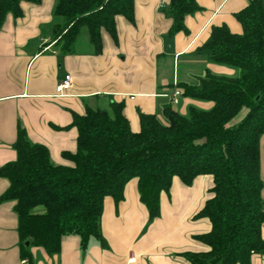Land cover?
I'll use <instances>...</instances> for the list:
<instances>
[{
  "label": "trees",
  "instance_id": "16d2710c",
  "mask_svg": "<svg viewBox=\"0 0 264 264\" xmlns=\"http://www.w3.org/2000/svg\"><path fill=\"white\" fill-rule=\"evenodd\" d=\"M43 1L0 0V30L8 15L22 18L25 4ZM200 10L197 0H168L170 34L185 32L187 16ZM55 14L64 22L55 27L54 48L74 53L87 28L101 53L104 36L118 41V18L136 23V0H60ZM236 19L242 34L215 26L204 49L210 62L237 68L239 76L206 70L196 83L179 84L184 96L213 102L211 110L191 107L183 116L165 105L164 121L141 113L137 133L123 103L112 102L111 112L89 107L83 114L73 112L71 125L62 129L77 130V151L63 153L65 165H54L46 145L33 144L19 131L17 160L0 169V177L10 183L0 201L15 203L24 259L33 263L34 247L57 255L72 235L80 238L83 250L91 239L108 249L102 231L108 197L118 206L127 184L136 179L140 199L155 220L175 178L191 186L201 176L214 179L209 199L195 215L211 222L209 232L195 236L208 251L183 256L192 264H252L254 254H264V0H250Z\"/></svg>",
  "mask_w": 264,
  "mask_h": 264
},
{
  "label": "crops",
  "instance_id": "0c3cea01",
  "mask_svg": "<svg viewBox=\"0 0 264 264\" xmlns=\"http://www.w3.org/2000/svg\"><path fill=\"white\" fill-rule=\"evenodd\" d=\"M58 1L25 4L24 16L8 15L0 30V169L17 160L14 144L20 130L33 144L49 148L54 165H65L63 153L77 151V130L62 129L71 125L73 112L83 114L88 107L107 110L112 102L123 103L124 115L137 133L141 113L158 114L164 121L165 105L183 116L191 107L205 111L214 107L213 102L184 96L180 83H196L206 70L229 77L239 74L234 67L210 62L204 47L215 26H226L234 34L244 32L236 14L250 0H197L201 10L187 16L185 32L174 35L168 0H136V23L118 18L117 42L106 35L101 53L91 49L90 41L84 53L75 52L77 41L72 54L53 47L54 30L60 25L54 17ZM67 75L73 86L60 96L57 86ZM175 90L182 92L178 104L173 102ZM92 97L94 108L86 103ZM261 167L264 180L262 149ZM9 186L0 177V199ZM213 186L211 176L198 177L191 186L175 178L171 194L161 198L162 206L169 199L171 203L151 220L140 199L138 180H132L118 206L111 197L105 200L102 231L110 248L91 239L83 250L80 238L72 235L64 238L57 255L32 248L33 263L22 257L15 203L0 201V264H192L183 253L208 251L195 236L209 232L211 222L195 215ZM252 264H264V254H254Z\"/></svg>",
  "mask_w": 264,
  "mask_h": 264
},
{
  "label": "rangeland",
  "instance_id": "374dc122",
  "mask_svg": "<svg viewBox=\"0 0 264 264\" xmlns=\"http://www.w3.org/2000/svg\"><path fill=\"white\" fill-rule=\"evenodd\" d=\"M58 1V0H57ZM60 1V0H59ZM58 1V2H59ZM165 6L164 7H162L161 8V12L163 13L164 12V10H165ZM54 17L56 18V19H59L60 20V24H63V22H64V19L62 18V17H60V16H56L55 14H54ZM54 28V27H53ZM54 30V29H53ZM53 30L51 31V34H49V36H50V40H53ZM90 41V37H89V32H88V29L87 28H84L83 30H82V32H81V35H80V37H79V40H78V46H77V48H76V46H75V52H79V51H83L84 53L87 51V48H86V46L88 45V43H90L89 42ZM92 47H91V49H94V46L92 45V44H90ZM183 67V66H182ZM235 69H237V68H235ZM238 70V69H237ZM239 71V70H238ZM239 74H240V71H239ZM239 74H238V76H239ZM86 103L89 105V106H91V107H93L94 108V97H92V98H89L87 101H86ZM108 111H111V108L109 107L108 109H107ZM263 138H264V136H262V138H261V143H260V147H261V149H262V152H263V165H264V144H262V140H263ZM264 168V167H263ZM169 199V198H168ZM166 203H171V200L169 199L168 200V202H165L164 204H163V206H162V208L164 209L165 207H166ZM161 205H162V203H161Z\"/></svg>",
  "mask_w": 264,
  "mask_h": 264
},
{
  "label": "built area",
  "instance_id": "2783aa9c",
  "mask_svg": "<svg viewBox=\"0 0 264 264\" xmlns=\"http://www.w3.org/2000/svg\"><path fill=\"white\" fill-rule=\"evenodd\" d=\"M73 86V78L71 75H67L65 80L57 86V93L60 96H64L65 92L70 90ZM182 95L180 90H175L172 97L175 104L179 103V97Z\"/></svg>",
  "mask_w": 264,
  "mask_h": 264
},
{
  "label": "water",
  "instance_id": "95a60500",
  "mask_svg": "<svg viewBox=\"0 0 264 264\" xmlns=\"http://www.w3.org/2000/svg\"><path fill=\"white\" fill-rule=\"evenodd\" d=\"M26 246H30V242H26Z\"/></svg>",
  "mask_w": 264,
  "mask_h": 264
}]
</instances>
